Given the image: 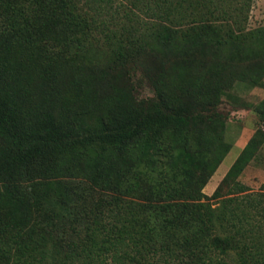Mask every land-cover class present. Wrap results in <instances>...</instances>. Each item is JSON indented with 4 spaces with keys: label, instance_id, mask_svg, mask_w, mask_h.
<instances>
[{
    "label": "trees",
    "instance_id": "16d2710c",
    "mask_svg": "<svg viewBox=\"0 0 264 264\" xmlns=\"http://www.w3.org/2000/svg\"><path fill=\"white\" fill-rule=\"evenodd\" d=\"M251 6L0 0V264H264V182L230 180L264 131L202 193L222 99L264 85Z\"/></svg>",
    "mask_w": 264,
    "mask_h": 264
},
{
    "label": "rangeland",
    "instance_id": "374dc122",
    "mask_svg": "<svg viewBox=\"0 0 264 264\" xmlns=\"http://www.w3.org/2000/svg\"><path fill=\"white\" fill-rule=\"evenodd\" d=\"M122 1L129 4V0ZM251 4L247 18L242 20L245 28L250 30L264 27V0H251ZM232 9H234L233 5ZM182 21H187V18H182ZM248 46L252 48L254 44L249 43ZM136 77L135 79H137ZM231 93L237 97V100L223 98L221 105L218 107V111L226 120L223 139L226 143L231 144V149L202 190V193L209 197L213 195L219 183L227 175L232 163L250 138L257 130L264 131V119L259 117L253 110L264 99V85L263 87L249 89L241 84H236ZM136 96L138 99L149 98L153 96V91L148 85L144 84L137 90ZM199 176L200 173L196 172V177ZM230 180L241 182L248 187L250 193L259 191L261 184L264 182V141L258 146L254 157L243 171ZM225 190L226 187H223L220 196L224 194Z\"/></svg>",
    "mask_w": 264,
    "mask_h": 264
}]
</instances>
